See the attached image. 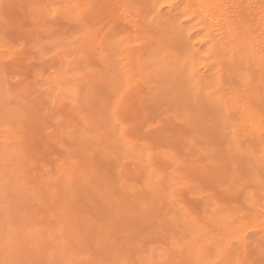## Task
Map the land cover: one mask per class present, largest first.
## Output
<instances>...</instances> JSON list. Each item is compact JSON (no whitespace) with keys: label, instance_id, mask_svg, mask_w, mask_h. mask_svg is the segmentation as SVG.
<instances>
[{"label":"rangeland","instance_id":"1","mask_svg":"<svg viewBox=\"0 0 264 264\" xmlns=\"http://www.w3.org/2000/svg\"><path fill=\"white\" fill-rule=\"evenodd\" d=\"M62 1H64V4L65 3L66 4L63 7H60V10L64 8V10L63 9L61 10L62 13H64L63 11L69 9L68 11H65V13L68 12L69 18H68V14L64 15L65 13L64 14L61 13L58 4L55 5L53 4V2L59 3L56 2V0H53L52 3H47L49 2V0L47 1L46 0H0V124L3 123L2 125H0V193L2 194V196L0 194V264H59V263L60 264H145L144 262H146L147 264H154V263L169 264L170 262H171L170 264H179V263L182 264L184 262L183 261L184 259H186L185 261L192 260L191 257H193V255H195L194 256L195 259L193 260L195 261L199 260L198 259L199 256H197L201 254L199 249H202L201 255H203V252L205 253L204 255L206 256V262L213 261L212 262L213 264L217 263L221 259V255H218L217 252L222 254L223 256V254L224 253L226 254L228 251L235 253L236 251L238 252L237 254H234V256L232 255V253L231 255L233 256L234 261L235 259H238V261L236 260V262H239V264L242 263L264 264V253L262 254V252H264L263 251L264 242H260L258 246L259 240H261L262 237H264V226L257 227V224L261 223L260 216L263 218L264 214L262 210L261 211L259 210L260 208H258L256 204L254 205L253 203H248V202L246 203L243 200L244 194L249 193V191L253 193L254 189L252 190L251 187L245 185L239 187L236 186L234 188V191L231 193L229 184L223 185L222 183V188H220L221 190L217 187L216 189L211 187L214 184L208 181L209 176H205V174L200 171L203 169L209 170L210 166L209 167L207 166V169L204 168L203 167L204 162L203 165L202 164H200L201 166L198 165L196 159H198L199 157L197 156L194 150L191 149L192 150L191 151L188 148L189 150L188 151L185 148L182 149L183 150L182 151L177 147H175V149L177 148L176 150L174 148L173 150L172 146H170L172 143L166 145L165 141L162 138H164V136L165 137L170 136L171 132L169 131L170 129L168 130L169 128L168 126L171 125V122L169 121L168 123V121L165 120L162 121L160 120V118L157 119L155 118V116L153 117V115H150L149 113H148L149 115L146 114V112H149V110H147V104L144 100L143 102H141V100L144 98L143 97L144 91L142 93L143 88H141V92H138L139 95L140 93L143 94V95L141 94L143 97L142 99L135 98L138 95L137 93V95L134 96V100L131 99L129 101V103H131V106L127 101L125 103L120 102L121 104L119 103L120 105H118L119 108L114 107L119 112V122L117 120L113 121L114 119L111 120L112 114L110 115L109 113H111L110 109H114L113 106H111L112 108L106 107V109L110 108L109 109L110 111L107 110V112L109 113L105 112V110L103 111V105L106 106L112 105L111 102L109 103L108 101L105 102L106 100L110 101L111 97L110 95L107 97L109 91L107 90V87H104V84L102 85V82L103 83L105 82L103 81L105 80L103 79V77L105 78L106 76V80H107L108 77L109 76L111 77L113 74L110 73V71L111 72L113 71L109 69L111 67L108 68L109 72L107 71L108 70L107 67L109 65L107 60L109 61L110 59V61L111 60L114 61L115 57L117 56H114L113 57L114 59L108 57L105 60L106 62H101L104 58L101 60L100 57H102L103 55L107 56V49H108L107 47L104 49L106 55L104 53L103 55L98 54V57L96 59L94 54L97 53L96 50L98 51V49H96L97 45L100 46L101 45L100 42L103 41L102 40L103 35L110 34L108 36L112 38L113 34H119L121 30L125 32L126 29H124V25L128 27L129 22H126V20L130 21V17L126 18V16L124 15V20L125 19L126 20L125 22L122 21L123 23L122 22L113 23L114 19L113 20L108 19L109 17H112L110 16V14L106 19L105 16L103 17L105 11H109V12L112 11V9H109V6L112 3L111 8H113L117 0L115 1L109 0V3H107L108 2L107 0H95V2L94 0L91 1L81 0V3H79L80 2L79 0H60L61 4L59 3L60 4L59 6L62 5ZM74 3L79 6L76 5L75 7H73ZM106 3L107 5H109L108 7L105 5ZM45 4L47 6H45ZM81 4L82 6L91 5L93 10L95 7V9L99 11L102 10L101 12H103V15H100V13L96 14V16L99 15L100 17L94 16L95 14L92 15L94 16L93 20L91 17V13H94L93 11L89 13L84 10L85 12L83 13L86 14L87 12L90 15L89 23H93V25L90 24L92 25V27L94 25L96 26L97 22L99 24L100 19L98 18H101L103 23L101 21L100 25L102 26L97 25L99 30H101L98 32V34L100 32H103L105 29L103 35L101 34L100 36L99 34L98 38H97V33L95 35L94 33L89 34L86 32V34L89 35V37H87L86 39L91 38L93 35H95L96 37L95 41L96 39L99 41L97 42L99 44H97L95 47L94 46L92 47L93 49L94 48L96 49L94 50L95 53L89 56L88 54H92L93 52V49L90 48V46H92L93 42L95 43V41L93 42L91 41L92 43L90 42L88 43V40L86 41L85 39V42L87 44L85 45L83 39L84 37L82 36V31L84 29H81V25L77 27V25H79L77 22H76L77 25H74L76 24L74 23V21H76L75 20L76 16L81 15L80 12L83 8L81 7ZM50 5H52V7L53 5L54 6L57 5L56 8L58 9L55 10L56 8L54 7L55 9L53 8L51 10L49 8L51 7ZM96 6L99 7L96 8ZM104 6H106L107 9L104 10L103 9ZM46 7H48L49 9L48 8L46 9ZM115 7L116 5L114 6V9L117 10ZM165 8H163L164 11L167 10L166 6ZM71 10L72 13L70 15ZM91 10L92 9L90 8L88 9V11ZM55 11H56V15L53 16L52 13H54ZM94 11L96 13V10ZM106 13L107 12H105V14ZM115 13L116 12L114 13L111 12L113 17ZM72 15L73 16L75 15V17L70 18ZM57 16L59 17L61 16L64 18L63 19L57 18ZM85 17L87 18L88 15H86ZM66 18H68V20ZM88 18L87 20L89 21ZM96 18L98 19V21H96L97 20ZM131 23L132 22L130 21V25H129V27H131L129 28L130 32L134 30L133 23L132 24ZM106 24H108L109 27H107ZM109 24H111V26ZM119 24H121V26L123 25V27L121 26L119 27ZM104 26L108 29V32ZM77 31L79 32V35L83 37L82 38L83 40L79 38L80 36H78ZM122 31L121 33H123ZM75 32L78 37L75 36ZM120 35L121 34H119V36H116V38L118 37L120 39L121 37ZM72 36H75V38ZM99 38L101 39V41ZM64 40L66 41V43L64 42ZM104 40H105L104 42H107L108 39L106 38V36ZM79 41L81 42L83 41L82 42L83 45ZM116 41L118 40L116 39ZM76 44H81V45L80 46L78 45L79 46L78 48ZM136 44L138 45V43ZM136 44L134 43L133 45ZM68 45H72L73 48H71L70 46L68 47ZM133 45H132V49L130 50H134ZM137 45L135 47H137ZM75 48L77 49L76 54L74 53L73 50ZM80 48L82 50H80ZM87 49L88 50L91 49L92 52L91 50L87 51ZM100 49L102 50V47H100ZM83 51L86 52L85 54H87L88 52L89 53L87 55L83 54V58H82L81 57L82 54L80 52ZM78 52L80 54H78ZM111 53L112 52H110V54ZM133 53L131 52L132 56L138 54L137 52H135V54L133 55ZM140 54L141 52L139 51V55ZM118 56L122 57V55H118ZM62 58H64V61ZM74 59L76 60V62ZM95 59L97 61H95ZM119 59L121 63L124 62V57H123V61L121 60L122 58L119 57ZM119 59L117 58L116 60L118 61L115 60V62H113V63L118 62L115 65V67L119 66L120 70L122 68L123 70L126 69L123 66H125L127 63L124 62V64L123 63L119 64ZM86 60H88L89 64L85 63ZM77 63L79 64L77 65ZM76 65L79 67H77ZM111 66H113V64H111ZM97 68H101L105 71L101 70L103 72L101 71L99 72L100 69L98 70ZM93 69L95 70L97 69L96 71L95 70L94 71L96 72V74L101 73L100 75L102 78H100L99 74L95 76L97 79L95 77L93 78V75H95ZM90 72H92L93 75H91ZM105 72H108L109 76L108 73L105 74ZM128 73L130 74V72ZM103 74H105V76ZM79 77H81L80 78L81 82H79L80 80ZM82 77L84 79L86 78L88 82L87 81L85 82V80ZM90 78H92L93 80L96 79L94 80L95 82L93 81L94 84L93 82H91L92 80ZM97 83L101 84L102 86L98 85ZM83 84H86L88 87L84 85L85 87L82 88ZM90 86H93L95 89L90 88ZM62 88H64L65 90H63ZM138 88L140 89V87ZM93 89L98 93H96L95 91L93 92ZM103 92L105 94L107 93V95L104 96ZM96 94H98L99 98H100V94L104 96L105 99L107 98L105 101H103L102 99H104V97L101 96L102 97L100 98L101 100H99L98 97L97 98L95 97L98 101H100V103L103 104V102H105V104L101 105L96 100V103L99 105H93L96 104L93 103L95 102V100H93L94 99L93 95L96 96ZM89 97L91 98L93 97V99H89ZM89 100L93 101L92 102L93 104H90L91 101L89 103ZM13 111L15 113H12ZM104 112L106 113L108 119L103 118L104 116L102 115ZM106 115L105 118H107ZM79 118L82 119L83 121L86 120L85 123H83L82 121V124L84 126L87 125V123H89L88 124L89 126L87 125V127L90 126L93 127L94 124L95 126H98L99 130L100 128L101 130L105 128L104 129L105 132L106 130L109 132V129L112 128L111 126L107 128V126L110 125L109 123H111V122L108 123L107 121L110 118L109 121L114 122L115 126L114 125L113 126L115 127L116 130H118L119 133L116 132L117 137L112 138V140H110L111 138L110 136L109 137L110 141L108 140L109 142H107L106 141L107 137L109 136V134L112 133L109 132L108 134H104L105 133L104 132L103 133L104 138H103V134H100L102 132H98L95 129L97 127L92 129L86 128V126L83 127V125H81L80 123L81 120L78 122ZM97 119H99L100 121ZM155 119L160 124V127L158 128L153 127L151 125L153 121L156 122ZM89 120L91 123L89 122ZM92 121L93 122L95 121V123H92ZM125 125L127 128H125ZM148 125L151 126L148 127ZM175 125H177V123ZM13 130L15 131L14 133ZM93 130H95V134L93 133L94 132ZM122 130H124L123 132H124V136L127 137L126 139L130 138L129 142H132L133 145L136 146L138 145V147H136V151L143 150L142 153L145 152L144 159L140 158L141 160H139L138 156L136 155L130 157L128 154H125L124 152L121 151V147H122L121 144L120 146L116 147L115 143L117 139L120 140V143L122 140V143L124 144L123 140L125 137L121 135ZM160 131L161 134H163L162 132H164L163 137L161 134H159ZM96 132L101 137H98L99 135L96 136ZM105 135H107V137ZM86 138H88L87 140H89L88 144L85 141ZM101 138L105 142L99 140ZM167 138L169 139V137ZM97 141L99 143V147ZM104 145L106 151L103 150ZM146 145H148V147ZM144 146H146L147 148H145ZM160 146L161 149L159 148ZM157 148L160 150L161 153L163 152L161 151L162 149H165V151L170 150L171 152L173 151L174 153H177L176 154L177 157L175 156L177 165L174 164L176 167L173 168L172 166L174 165L169 164V162L165 163L167 161H160L161 157L159 159L158 158L159 156L156 155L157 153L159 154V152H157ZM147 149L149 150L147 151ZM153 149L154 152L157 153H155V161L154 163L152 162L153 165L151 166L153 167H151L148 165L147 161L142 162V160H145L146 157L148 158L149 155L147 153L149 152L150 154L152 153L154 155V152H152ZM165 151L163 153H165ZM173 152L171 154L175 155L173 154ZM161 153L160 155H162ZM93 154H95V156ZM195 156L198 158H196ZM14 159L16 160V162ZM89 162H91V164L94 166H90L91 164ZM167 164H169L170 168H168ZM206 164L207 163H205V165ZM200 167L202 168L198 170V168ZM153 168L155 170L158 169V171H154ZM76 169L78 172L76 171ZM185 169H189L190 171L188 170L186 171ZM192 170L195 171L193 172ZM198 171H200V173H203L204 176L207 177V179L201 180L200 177H202L203 174H198ZM135 172H137V174ZM152 173H155L158 178L160 177L163 178L165 176L164 181L167 179L166 177H168V179L170 177L171 178L170 182L173 185L172 189H170L169 187H171V185H169L170 183L169 181L167 183L168 186L165 183H163L164 186L166 185V187H168L169 189L165 187L166 189L165 190L163 188L164 187L163 185L162 188L160 186L162 191H159L161 193L157 195L161 196V198L157 197L155 198V200L154 198H151L154 194L152 193V191H150V189H148L149 187H147L148 186L147 181L149 183L151 182L150 178L153 176ZM183 173L185 174V176H187L186 178L184 177ZM178 174L180 175L178 176ZM3 175H5L6 177H3ZM99 175L102 176L101 178H103V180L105 179L106 182L105 181L103 182V180L99 177ZM89 176L93 177L94 180L92 178L93 181L90 182L88 179ZM198 176L200 177L198 178ZM98 177L101 180H97ZM82 178H84L83 181ZM192 178L194 179V181L192 180ZM196 179L198 183L196 182ZM198 179H200L201 181ZM244 186H245V191L243 188ZM189 187L192 188L193 191L188 192ZM173 188H177L179 191H182L185 194L179 198H176L172 194ZM123 189L124 190L129 189V191H131L132 189L133 191L131 194L130 193L125 194L123 193L124 192ZM135 189L138 192L134 194L133 192ZM238 189L240 190L238 191ZM241 190H243L244 192ZM255 192L257 191L255 190ZM127 194L129 195V197H127L128 196ZM161 194H163L164 196H162ZM203 195L207 197H204ZM238 197H240V199H238ZM259 197L261 196L259 195ZM158 198L160 199L159 201V203L161 202L160 204L158 203ZM257 198L254 197V200ZM152 200L154 201L157 200V201L154 202ZM104 201L106 204L104 203ZM214 201H216L218 204H221L222 208L228 210V213L229 211L231 212L232 215L230 217V220L235 223L234 230L239 231L241 233L240 241H236L234 239L232 235L234 233L233 229L229 233L225 234L223 230L221 232L220 230L216 229L217 227L214 226L215 224H207L205 222V218L203 217V215L205 214L206 216V213L208 212V208H210L211 210L213 209L212 205L211 206H207V205L208 203L210 202L212 203ZM155 203H158V205ZM17 204L19 205V207H17L18 206ZM153 205H156V209L162 207L163 209L160 208L162 209V213L160 212V210L156 212L157 210L156 211L154 210L155 207H153ZM142 206L149 208H147L146 211L145 207ZM157 206L159 208H157ZM143 209L145 211H143ZM223 211L224 210H222V212ZM159 212L161 213V216ZM226 214L227 213L224 212V215ZM232 217L234 218V220L232 219ZM252 218H254L255 220ZM180 221L182 222V224L180 223ZM185 221L187 223L184 224ZM203 222L205 223V226ZM153 225L155 228L152 227V230L150 231L151 226ZM176 226L178 227L176 228ZM188 229L193 233L191 234V236L190 233L188 232ZM248 229H251V231H248ZM179 232L180 235L183 236L182 238L178 234ZM51 233H54V235ZM200 234L201 236L205 237V239L209 240V242L206 244H202L201 248H200L201 244L198 245L196 244L198 246L197 248L196 245L194 246L192 244L196 243V242L193 243V241L194 240L196 241L199 238ZM172 235H174V237H171ZM193 235L197 238L195 237L193 238ZM226 235L229 236L225 238ZM163 236L165 237V239ZM259 237L261 239H259ZM173 238L174 240L177 241V243L180 242L178 241L180 239L181 242H186V240L187 242H189L188 239H190L191 244L190 243L189 244L183 243V244L187 246L188 251L190 250L189 248H191L190 246L192 247L194 246L195 251L198 249L197 250L198 252L196 251L197 253L195 252L194 254L192 253L193 255H191V253L189 254V252L185 250L186 246L185 248H183L184 247L183 245H182V250H180L179 249L180 245H176V241L174 242ZM183 239L184 241H182ZM220 240L221 243H219ZM89 241H91L92 243ZM254 241L255 244H251ZM247 245L249 246L247 247ZM174 246H178V247H174ZM222 248H224V250H222ZM166 250L168 254L166 253ZM246 252H247V256H245ZM187 253L189 255H184ZM239 255H243L241 260H240L241 256L238 258ZM156 256L158 259L156 258ZM186 256L189 257L186 258ZM232 256L226 255L227 259L230 260H233V258L231 259ZM249 256L250 258L248 259ZM130 257H132L133 259ZM160 257L161 258L165 257V258L160 260ZM165 259L171 261L170 262L166 261L167 262L166 263L164 261ZM180 260L182 261V263ZM244 260H246V262ZM160 261L161 262L164 261V263H161Z\"/></svg>","mask_w":264,"mask_h":264},{"label":"bare ground","instance_id":"2","mask_svg":"<svg viewBox=\"0 0 264 264\" xmlns=\"http://www.w3.org/2000/svg\"><path fill=\"white\" fill-rule=\"evenodd\" d=\"M79 1H80L79 3H81V0H79ZM107 1H108L107 3H109V0H107ZM52 2H53V0H49V2H47V3H52ZM56 2L60 3V0L59 1L56 0ZM94 2H95V0H94ZM59 3H54L53 2L54 5L58 4L59 10H60V7L65 6L66 3L64 4V1H62V5L61 6H59L61 4V3L60 4ZM107 3L105 5L108 7L109 5H107ZM74 4H73V7H75L77 5V4H75V5ZM90 4H91V2H90ZM111 4L109 6V9H112V11H111L112 13L116 12L114 14V17L111 14V12L105 11V12L108 13V15H107V13L105 14V12H104V15H103V12H101L102 10L99 11V10L95 9V7H94V10H96V13H95V11L93 10L91 5H87L86 6L85 4H83L85 6H82V4H81V7H83V8H82V10L80 12V14H81L80 16L81 17H83V16L85 17L86 15H88V17H89L90 15L87 12L90 13V12L93 11L94 13H91L92 20H93V17L96 16L97 13L98 14L100 13V15H103V17L105 16V19L108 18L109 14H110V16H112V17H109L108 19H112V20L114 19L113 23L114 22L115 23L116 22L120 23L122 21L125 22V20H126V19L124 20V15H125L126 18L130 17V21L133 23V28H134L133 31H135V32H133V31L130 32L129 31V28H131V27H129L130 21L126 20V22H129L128 27L126 25H124V29H126L127 31L125 30V32H123L121 30L123 33H121V31L119 32V34H121L120 35L121 36L120 39L118 37L116 38V36H119V34H113V36H112L113 39L108 36L110 34L103 35V32L105 31V29H104L103 32L99 33L100 36H101V34L103 35V38L101 37L103 41L100 42L101 45L99 46V45H97V44H99V43H97V42H99L97 39H96V41L92 37L86 39L87 37H89V35L86 34V31H84L85 29L82 26H81V29H84L83 30L84 34H83V31L82 30L81 31H82V36L84 38L82 36H80L79 32L77 31L78 36H80L79 38H81V39L83 38L84 42H85V39H86V41L88 40V43L89 42L92 43L93 41H95V43L93 42V45L91 44L92 46H90V48H92L93 46L95 47L97 45L96 49H98V51L95 48L94 49L92 48L93 52L90 49L92 54H88L89 53L88 52L87 53L88 56L89 55H93L95 53L94 50H96L97 56H96V54H94V55H95V58L97 59L98 54H102V55H103V53L105 54V50L104 49L106 47L108 48L107 49V56L103 55L104 57L103 56L100 57L101 60L104 58L102 61L100 60L101 62H106L105 60L108 57L109 58H113L114 56H117V57H115V59L113 58L114 61H112V60L110 61V59H109V61L107 60L109 65H108V67L107 66L106 67H107V69L109 67H111L109 69L113 70L112 72L110 71L111 74L113 73L112 76L111 77L109 76V73H108L109 69L108 70L106 69L108 72H105V74L108 73V76L110 78L107 76L108 79L106 80V76H105V74H103L105 76V78L103 77V79H105L103 81H105V82L103 83L101 81L102 85L104 84V87H107V90L109 91L108 95H107V93L105 94L103 92L104 96L107 95V97H108L110 95L111 100L110 101L106 100L107 98L105 99V97L102 96L101 94H100V98L104 97V99H102V100L103 101L106 100L105 102L108 101V103L111 102L112 105L106 106V105H103V104H105V102H103V104L100 103V101H98L96 99L98 97V99L101 100L99 98L98 94H96V96L93 95L94 99H93V97L92 98L89 97V99L95 100V102L89 100V103H90V101H91L90 104L96 103V100H97V102H99V104L103 105V111L105 110V112H107V110L112 108L111 106H113V108L114 107L119 108L118 105H120L122 102L125 103V102L128 101V103H129V101L131 99L134 100V96H136L138 92H141V88H143L142 89V93L144 91V93H143L144 94V96H143L144 98L142 97V95H143L142 93H140V95L138 93V95L135 98H141V99L143 98L141 100V102H143V100L146 102L147 110H149V112H146V114L149 113L150 115H153V117L155 116V118H157V119L160 118V120H162V121L165 120V121H168V123H169V121L171 122L170 126L167 125L169 127V128L167 127L168 130L170 129L169 131L171 132L170 136H167V137H169L170 140L163 135L164 132H162L163 134H161L162 130L159 133V134L162 135V137L164 136V138H162V137L161 138L165 141L166 145H169L170 143H172L170 145V146H172V149L173 148L175 149V147H177L180 150L185 149V148L187 150H188V148H189V150H191V149L194 150L196 152L197 156L199 157L198 158V157L195 156L196 158H198V159H196L197 164L198 165H200V164L203 165V162H204V166L203 167L206 168V169H207V166L208 167L210 166L209 168L211 170L208 168L209 170H204L203 169V170H200V171L203 172L205 174V176H209L210 177V179L208 177V181H210L211 183L214 184L212 186L210 184L211 187H213L215 189L217 187V188L220 189V188H222V183H223V185L229 184L231 193L234 191V188L236 186L239 187V186L245 185V186L251 187L252 190L254 189L253 193L250 192L249 190H247V191H249V193H245L244 194L243 200L246 203L248 202V203H253L254 205L256 204V206L258 208H260L259 210L260 211L262 210V212L264 214V132H262V126H264V0H117V2L115 3V5H116L115 8L117 10L114 9L115 5L114 6L112 5L113 8H111ZM54 5H53V7H52V5H50L51 7H49V8L51 10L54 7L56 8L57 5L56 6H54ZM67 5H66V7H67ZM45 6H47V5L45 4ZM77 6H79V5H77ZM106 6H104V7H106ZM165 6L167 7L166 11H164V9H163V8H165ZM98 7L96 6V8H98ZM104 7H103L104 10L107 9V7L106 8H104ZM47 8L48 7H46V9ZM89 8L92 9V10L88 11ZM119 8H120V10H119ZM57 9L58 8H56L55 10H57ZM62 9L64 10V8H62ZM67 9H68V7H67ZM113 9H114V11H113ZM68 10H65V11H68ZM84 10L87 11L86 14H83L85 12ZM65 11H63V12L65 13ZM163 12H166V13H163ZM55 13H56V11H55ZM61 13H62V11H61ZM64 13H62V14H64ZM71 13H72V10L70 12V15H71ZM67 14H68V12L65 13L64 15H67ZM73 14H75V13H73ZM64 15H61V16H64ZM92 15H94V16H92ZM61 16L60 17L57 16V18H62L63 19L64 17H61ZM78 16L79 15L76 16V18H75L76 21H74V23L77 22V17ZM98 16H96V17H98ZM73 17H75V15L74 16L72 15L70 18H73ZM103 17H102V19H103ZM68 18H69V14H68ZM68 18H66V19L68 20ZM17 19H18V17H17ZM88 19H89L88 22H90V17ZM98 19H100L99 22L101 23V21H102L101 18H98ZM98 19L96 21H98ZM100 23L98 24V22H97V25H100ZM102 23H103V21H102ZM104 23H105V21H104ZM89 24L93 25V23H89ZM94 24H95V22H94ZM124 24H127V23H124ZM74 25H77V23L74 24ZM106 25H107V27H109L108 24H106ZM109 25L111 26V24H109ZM115 25H118V24H115ZM79 26H80V24L77 25V27H79ZM96 26L94 25L93 28L95 29L94 34L96 35V33H97V38H98L99 37L98 32L101 31V30H99L98 26L97 27ZM100 26H102V25H100ZM120 26H121V24H119V27ZM121 27H123V25ZM101 29H102V27H101ZM53 32H54V30H53ZM107 32H108V29H107ZM75 36H77L76 32H75ZM75 36H72V37L75 38ZM105 36H106V38L108 40L110 39L109 42H108V40H107V42H104L105 41L104 40ZM89 39H91V40H89ZM116 39L118 41H116ZM111 40H113V41H111ZM100 41H101V39H100ZM64 42L66 43L65 40H64ZM79 42H81V41H79ZM82 42H81V44L83 45ZM68 43H69V41H68ZM134 43L135 44L138 43V45L136 44L137 47H135L136 45H133ZM81 44H76V45L80 46ZM85 45H87L86 42H85ZM132 45L134 46V48H133L134 50H130V49H132ZM69 46L71 48H73L72 45H68V47ZM79 46H78V48H79ZM100 47H102L103 51L100 49ZM99 49L101 50L102 53L100 52ZM109 49L110 50L112 49V50L110 51ZM73 50H74V53L76 54L77 53V49L75 48ZM80 50H82V49L80 48ZM90 50L87 49V51H90ZM139 51L141 52L140 55H139ZM83 52H80L82 54L81 55L82 58H83V54L86 53V52H84V53ZM110 52H112V53L110 54ZM131 52L132 53L134 52L133 55L135 54V52H137L138 54H135L136 56L135 55L132 56ZM80 53L78 52V54H80ZM62 54H64V53H62ZM87 54H85V55H87ZM115 54L122 55V57L118 56V55H115ZM119 57L122 58L121 59L122 61H123V57H124V62L127 63L125 65L127 67L123 66L124 68H126L124 70H123L122 67H121L122 68L121 70H120L119 66L115 67V65L118 62L113 63V62H115V60L117 58L119 59ZM87 58H90V57H87ZM62 59L64 61V58H62ZM96 59H95V61H97ZM133 60H135V61H133ZM116 61H118V60H116ZM75 62H76V60H75ZM124 62H122V63L124 64ZM65 63H66V61H65ZM85 63H88V60H86ZM122 63H121V61L119 59V64H122ZM78 64L79 63H77V65ZM111 64H113V66H111ZM106 65H107V63H106ZM77 67H79V66H77ZM97 69L98 70L100 69L99 72L101 70H103L101 68H97ZM94 70L95 69H93V72L95 73V75H93L92 72H90L91 75H93V78L95 76H97V74H99L100 78H102L101 75H100L101 73H97L96 74V72H95L96 70L95 71ZM114 70H115V72H114ZM103 71H105V70H103ZM103 71H101V72H103ZM127 71L130 72V74ZM80 78L81 77H79V79ZM90 79L92 80V81L91 80L90 81L93 82L97 78L94 79V80L92 78H90ZM84 80H85V82L87 81L86 78ZM132 81H134V82H132ZM79 82H81V79L79 80ZM85 82H83V83H85ZM94 82H93V84H94ZM84 85L87 86L86 84H83L82 88L85 87ZM98 85H101V84H98ZM7 87H9V86H7ZM138 87H140V89ZM68 88H67V90H68ZM78 88H79V86H78ZM80 88H81V85H80ZM90 88H94V87L90 86ZM62 89L65 90L64 88H62ZM94 89H93V92L95 91ZM138 89H139V91H138ZM81 90H83V89H81ZM96 93H98V92H96ZM93 94H95V93H93ZM87 96H89V95H87ZM126 97H128V98H126ZM90 104H89V106H90ZM99 104L96 103V104H93V105H99ZM129 104L131 106V103H129ZM104 106H105V109H104ZM86 107H88V106H86ZM106 107H110V108L106 109ZM110 110L109 111L111 113H109V112H107V113H109L111 115L112 112H113V109H110ZM12 113H15V112L13 111ZM104 113H103V115L102 114L101 115L104 116L103 117L104 119H108L106 113H105V115H106L107 118H105ZM16 117H17V115H16ZM27 118H29V117H27ZM83 119H85V118H83ZM94 120H96V119H94ZM97 120H99V119H97ZM109 120H110V118H109ZM109 120H107L108 123L109 122H111V123H109L110 125H108L107 128H109L110 126L113 128L115 126L113 121H115V120H113L112 116H111V120H113V121H109ZM79 121H80L81 125H83L82 124L83 120L79 118L78 122ZM85 121H83V123H85ZM147 121H149V120H147ZM155 121H156V119H155ZM89 122H90V120H89ZM92 123H95V121L94 122L92 121ZM125 123H127V122H125ZM157 123L159 124V122H157ZM176 123H177V125H175ZM2 124L3 123H1L0 125H2ZM88 124L89 123H87V125ZM98 124H99V122H98ZM148 124H149V122H148ZM87 125H85L86 128H91V129L95 128V127L98 128V126H95L94 124H93V127H91V126L87 127ZM151 125H148V127L151 126ZM85 126L83 125V127H85ZM117 126H120V125H117ZM143 126H144V124H143ZM97 128H95V129L98 132H102L100 134H103L105 132V130H104L105 128L102 129V130L100 128L101 131L99 130V128L98 129ZM112 128L109 129V132L112 133V134H109L108 137H107V135H105L107 137V140H106L107 142L112 140V138H116L117 137L116 132L119 133L118 130L115 129V127L113 129ZM125 128H127L126 125H125ZM145 128H146V126H145ZM68 130H70V129H68ZM93 131L92 132L95 134V130H93ZM14 132L15 131L13 130V133ZM109 132L106 130V132L104 134H108ZM104 134H103V138H104ZM98 135L99 134H97V132H96V136H98ZM110 136H111V138L109 140ZM112 136H114V137H112ZM70 137H72V136H70ZM98 137H101V136L99 135ZM123 137H125V136H123ZM91 138H92V136H91ZM87 139L88 138H86L85 141L88 144L89 140H87ZM99 140H102V138L99 139ZM129 140H130V138L129 139H125L124 138V140H123L124 144H123L122 140H121V143H120V140L117 139L116 143H115L116 147L120 146V144H121L122 145L121 151L124 152L125 154H128L130 157H133V155H136V156H138L139 160H141L142 158L144 159V153L145 152L142 153L143 150L142 151L141 150L140 151L139 150L136 151V147H138V145L137 146L133 145V143L129 142ZM102 141H104V140H102ZM113 141H115V140H113ZM97 143H98V141H97ZM173 143H175V144H173ZM103 144H102V146H103ZM114 145H112V146H114ZM146 146L148 147V145H146ZM146 146H144V147L147 148ZM98 147H99V143H98ZM156 147H158V146H156ZM159 148L161 149V146ZM105 149L106 148H105V145H104V149L103 150L106 151ZM148 150L149 149H147V151ZM180 150H177V151H180ZM65 151H66V149H65ZM145 151H146V149H145ZM161 151L164 152L165 149H162ZM152 152H154V149H153ZM157 152H159V154ZM157 152H154V155L151 153L152 155L150 154V156H148V158L146 157L147 159L145 158V160H142V162H146L147 161L149 166L153 165L152 162L154 163V161H155V153H157L156 155L159 156L158 158L160 159V157H161V159H162V160L160 159V161H167L165 163L169 162V164H172V165L176 164L177 165V163H176L177 161L175 160L176 157H177V155H176L177 153H174L172 151L173 154H175V155H172L171 154L172 152L170 150L169 151H165V153H163V152L161 153L158 148H157ZM160 153L162 155H160ZM93 155L95 156V154H93ZM13 156H15V155H13ZM195 157H193V158H195ZM106 159H107V156H106ZM126 159H127V156H126ZM128 159H130V158H128ZM133 160H135V159H133ZM15 162H16V160H15ZM194 162H195V160H194ZM23 163H24V161H23ZM89 163L91 164V162H89ZM205 163H207V164L205 165ZM169 164H167L168 168H170ZM95 165H96V163H95ZM172 165H170V166H172ZM90 166H94V165L91 164ZM151 167H153V166H151ZM172 167L174 168L176 166L174 165ZM190 167H191V164H190ZM154 168H155V166H154ZM163 168H165V167H163ZM201 168L202 167L198 168V170L201 169ZM85 169H87V168H85ZM189 169H185V170L186 171L187 170L190 171ZM191 169H193V168H191ZM195 170H192V171L194 172ZM76 171H77V169H76ZM154 171H158V169L157 170L154 169ZM200 171H198V174H203V173H200ZM135 173L137 174V172H135ZM204 174H203L202 177H200L201 175L198 176V178L200 177L201 180L207 179V177H205ZM152 175H153L152 177L150 176L151 178L149 177L151 182L149 183L147 181V183H148L147 187H149L148 189H150V191H152V193L155 195V196L153 195L154 197L153 196L151 197V198H154V200H155V198H157V197L161 198V196H159L157 194L161 193L159 191H162L161 188L164 186L163 183H165L168 186L167 183H168V181L170 182L171 178L169 177V179H168V177H166L168 180L166 179L165 180L166 182H165L164 181V179H165L164 177L165 176L163 178L162 177L158 178L155 173H152ZM179 175L180 174H178V176ZM3 177H6V176L3 175ZM99 177L101 178L102 176L99 175ZM99 177H98L97 180H101V179L103 180V178L100 179ZM155 177H157V178H155ZM184 177L186 178L187 176H185V174H184ZM196 177H197V174H196ZM92 178L93 177L89 176L88 179H89L90 182L94 180V178H93V180H92ZM83 179L84 178H82V181H83ZM192 180L194 181L193 178H192ZM198 180H200V179H198ZM84 181H86V180H84ZM104 181L106 182L105 179L103 180V182ZM196 182H197V179H196ZM92 184H93V182H92ZM201 184H202V182H201ZM166 185L163 187L164 189H165ZM169 185H171V187H169V188L172 189L173 185H172L171 182L169 183ZM160 186H161V188H160ZM245 186L243 187L244 191H245ZM59 188H61V187H59ZM166 188H168V187H166ZM132 189H131V191H129V189L128 190L125 189L126 190L125 191L123 189L124 190L123 193H125V194L126 193H128V194L130 193L131 194L132 191H133ZM155 189H157V190L159 189L158 192ZM240 189H238V191ZM211 190H213V189H211ZM255 190L257 192H255ZM241 191H243V190H241ZM241 191H240V193H241ZM136 192H138V191L135 189L133 193L135 194ZM163 192H165V191H163ZM213 193H214V191H213ZM257 193H258V195H257ZM36 195H38V194H36ZM161 195L164 196L163 194H161ZM259 195L261 197H259ZM1 196H2V194H1ZM203 196L207 197L205 195H203ZM227 196H228V194H227ZM127 197H129V195ZM240 197H242V196H240ZM240 197H238V199H240ZM254 197L255 198L258 197V198L254 200ZM159 198H158V203L160 201ZM115 200H117V199H115ZM154 200H152V201H154ZM156 201H154V202H156ZM182 201H183V199H182ZM19 202H20V200H19ZM64 202H65V200H64ZM104 203H105V201H104ZM158 203H155V204L158 205ZM246 203H245V205H246ZM63 204H65V203H63ZM211 205L213 206V209L211 210L210 208H208V212L207 213L205 212L206 216H205V214L203 215V217L205 218V222L207 224H215L214 226L217 227L216 229L220 230L221 232L223 230L225 234L229 233L233 229V231H234V233L232 234L233 237L235 238V237L239 236L241 238V236H240L241 233L239 231L234 230V228H235L234 224L235 223L230 220V217L232 215L231 212L229 211V213H228V210H225V208H222V205L218 204L216 201H214L212 203L211 202L208 203L207 206H211ZM150 206H151V204H150ZM199 206H200V204H199ZM17 207H19V205ZM142 207H145V206H142ZM153 207H155L154 208L155 211L157 210L156 212H158L160 210V212L162 213V209H163L162 207H160L162 209H160L158 206H157V208H159V209H156V205H153ZM147 208H149V207H145V210ZM172 209H173V207H172ZM145 210L143 209V211H145ZM222 210H224V211L222 212ZM152 211H153V209H152ZM224 212L227 213V214L224 215ZM161 213H160V216H161ZM233 217H232V219L234 220ZM246 218H248V217H246ZM254 218H252V219H254ZM257 218H259V217H257ZM260 218H261V223L257 224V227H261V226L263 227L264 226V216H263V218L260 216ZM180 223L182 224L181 221H180ZM185 223H187V222L185 221L184 224ZM252 223H254V222H252ZM151 224H153V223H151ZM97 226H99V225H97ZM186 226H187V224H186ZM204 226H205V223H204ZM152 227H154V225L151 226L150 231L152 230ZM177 227L178 226H176V228ZM185 229H187V228H185ZM188 232L190 233V236H191V234H193L192 231H189V229H188ZM174 233H175V231H174ZM186 233H187V230H186ZM189 233H188V235H189ZM51 234L54 235V233H51ZM178 234L180 235V232ZM182 234H183V232H182ZM184 235H185V233H184ZM20 236H22V235H20ZM200 236H201V234L199 235V238L196 241L195 240L193 241V243L194 242H196V243H194L192 245L195 246L196 244L197 245L201 244V246H200V248H201L202 244H206V243L209 242V240L205 239V237H203V236L200 237ZM228 236L229 235H226L225 238L228 237ZM171 237H174V235H172ZM182 237L183 236H181V238ZM194 237L195 236L193 235V238ZM195 238H197V237H195ZM164 239H165V237H164ZM259 239H261V238L259 237ZM155 240H157V239H155ZM173 240H174V238H173ZM188 240H189V242H187V240H186V242H181V239L178 240V241H180L178 243H177L176 240H174V242L176 241V245H180L179 249L182 250V245L184 246L183 248H185V246H186L183 243H186V244L190 243L191 244L190 239H188ZM223 240H225V239H223ZM159 241H160V239H159ZM182 241H184V239ZM214 241H215V239H214ZM232 241H234V240H232ZM89 242H91V241H89ZM260 242H264V237H262V239L259 240L258 246H259ZM161 243H162V241H161ZM219 243H221V240H220ZM251 244H255V241L253 243H251ZM141 245H143V244H141ZM162 245H163V243H162ZM218 245H220V244H218ZM48 246H50V245H48ZM194 246L193 247L190 246L191 248H189V245H188V248L190 250L188 251L187 246H186L185 250H187L189 252V254L191 253V255H193L198 250L197 249L195 251V247ZM226 246H228V245H226ZM248 246L249 245H247V247ZM174 247H178V246H174ZM212 247H213V245H212ZM256 247H257V245H256ZM197 248H198V246H197ZM167 249H168V247H167ZM243 249H244V247H243ZM199 250H200V253L202 254V249H199ZM212 250H213V248H212ZM222 250H224V248H222ZM225 250H226V248H225ZM203 251H204V249H203ZM263 251H264V249H263ZM183 252H184V250H183ZM243 252H245V251H243ZM257 252H259V251H257ZM166 253H167V250H166ZM231 253L234 256V254H237L238 252L236 251V253H235V252L228 251L226 254L224 253L223 256H222V254L217 252L218 255H221V259L217 263H214V264H219V262L221 260L226 259L227 258L226 255L232 256ZM263 253L264 252H262V254ZM189 254L187 253V254H184V255H189ZM201 254L197 255V256H199V258H198L199 260H196V261L193 260V259H195V257H194L195 255H193L194 258L191 257L192 260L185 261L186 259H184L183 263L184 264L185 263H188V264H213L212 263L213 261L212 262L208 261L209 259L207 260L209 263L206 262V256L204 255L205 254L204 252H203V255H201ZM217 254H216V256H217ZM233 256L231 257V259L233 258ZM240 256H241V258H240V260H241L243 255H239L238 258ZM245 256H247V252L245 253ZM188 257L186 256V258H188ZM236 257H237V255H236ZM117 258H119V257H117ZM130 258H132V257H130ZM152 258H154V257H152ZM156 258H157V256H156ZM164 258L160 257V260H162ZM181 258H183V257H181ZM249 258H250V256L248 257V259ZM78 260H79V258H78ZM236 260L238 261V259H235V261ZM117 261H118V259H117ZM164 261L166 262V261H169V260L165 259ZM164 261L163 262L160 261V262L164 263ZM233 261H234V258H233ZM244 261L246 262V260H244ZM119 263H120V261H119ZM144 263L147 264L146 262H144ZM181 263H182V261H181ZM242 264H244V263H242Z\"/></svg>","mask_w":264,"mask_h":264},{"label":"snow or ice","instance_id":"3","mask_svg":"<svg viewBox=\"0 0 264 264\" xmlns=\"http://www.w3.org/2000/svg\"><path fill=\"white\" fill-rule=\"evenodd\" d=\"M55 15H56V13L54 12L53 16H55ZM77 23L80 24L86 30L87 33L93 34L95 32V29L92 27V25L89 24L87 18L78 16L77 17ZM92 38L95 39L96 38L95 35H93ZM112 117L114 120L119 121V112L117 111L116 108L113 109ZM152 126L158 128V127H160V124L153 122ZM262 132H264V126H262ZM121 135L124 136L123 130L121 131ZM125 139H126V137H125ZM148 154L150 156V152ZM188 191H193V189L189 187ZM172 194L174 197L179 198V197L183 196L185 193L182 191H179L177 188H173ZM248 231H251V229H248ZM234 239L236 241H240L241 238L239 236H237ZM219 264H239V262H236V261H233V260L226 258V259L221 260L219 262Z\"/></svg>","mask_w":264,"mask_h":264}]
</instances>
